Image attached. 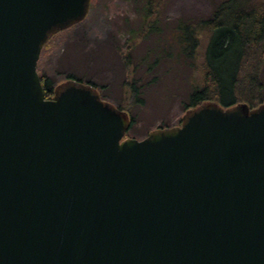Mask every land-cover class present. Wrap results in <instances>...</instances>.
<instances>
[{
  "label": "water",
  "instance_id": "1",
  "mask_svg": "<svg viewBox=\"0 0 264 264\" xmlns=\"http://www.w3.org/2000/svg\"><path fill=\"white\" fill-rule=\"evenodd\" d=\"M90 4L0 0V264H264V105L136 141L89 84L45 99L41 52Z\"/></svg>",
  "mask_w": 264,
  "mask_h": 264
},
{
  "label": "rangeland",
  "instance_id": "2",
  "mask_svg": "<svg viewBox=\"0 0 264 264\" xmlns=\"http://www.w3.org/2000/svg\"><path fill=\"white\" fill-rule=\"evenodd\" d=\"M222 1L91 0L87 18L41 54L38 74L53 90L69 77L93 85L102 101L129 116L126 139L179 127L190 85L200 78L179 55V29L190 31ZM261 81L264 87V68Z\"/></svg>",
  "mask_w": 264,
  "mask_h": 264
},
{
  "label": "trees",
  "instance_id": "3",
  "mask_svg": "<svg viewBox=\"0 0 264 264\" xmlns=\"http://www.w3.org/2000/svg\"><path fill=\"white\" fill-rule=\"evenodd\" d=\"M177 42L191 73L200 74L198 82L190 85L186 110L204 103L224 109L246 105L250 110L263 105L264 0H224L209 18L190 25V31L179 29ZM40 80L45 99L50 100L54 90L46 77ZM68 81L82 83L71 77Z\"/></svg>",
  "mask_w": 264,
  "mask_h": 264
}]
</instances>
